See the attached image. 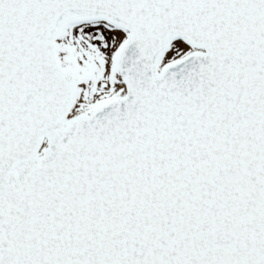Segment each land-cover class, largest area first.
Masks as SVG:
<instances>
[{
    "label": "snow or ice",
    "instance_id": "6c2138e0",
    "mask_svg": "<svg viewBox=\"0 0 264 264\" xmlns=\"http://www.w3.org/2000/svg\"><path fill=\"white\" fill-rule=\"evenodd\" d=\"M0 264H264V0H0Z\"/></svg>",
    "mask_w": 264,
    "mask_h": 264
}]
</instances>
